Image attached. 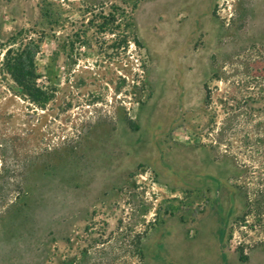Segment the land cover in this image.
Here are the masks:
<instances>
[{
    "label": "rangeland",
    "instance_id": "374dc122",
    "mask_svg": "<svg viewBox=\"0 0 264 264\" xmlns=\"http://www.w3.org/2000/svg\"><path fill=\"white\" fill-rule=\"evenodd\" d=\"M111 13L125 48L99 32ZM28 36L46 104L4 68ZM256 49L264 0H0V264H92L93 238L130 230L143 264H264L263 248L240 261L237 228L229 240L244 198L216 132L237 69L264 77Z\"/></svg>",
    "mask_w": 264,
    "mask_h": 264
},
{
    "label": "trees",
    "instance_id": "16d2710c",
    "mask_svg": "<svg viewBox=\"0 0 264 264\" xmlns=\"http://www.w3.org/2000/svg\"><path fill=\"white\" fill-rule=\"evenodd\" d=\"M128 17L133 31L132 18ZM120 27V17L118 14L111 13L108 16H102L98 29L101 34L110 33L119 36L116 40L121 47L125 48L130 42V36L124 34L121 39L118 33ZM132 37L134 42L140 45L138 38L135 35ZM13 45L7 46L4 52L6 73L28 99L38 104L48 103L52 100L53 94H48L39 87V75L35 64L40 41L34 36H28L18 46ZM256 58L264 59V51L256 49ZM251 59L253 57L250 50L237 53L233 56L231 66L245 68ZM236 74L235 79L229 80V83L234 86L237 93L231 98L225 97L224 118L216 132L218 142L226 147L223 157L232 161L239 169L234 178L238 182L235 187L243 195L245 211L233 222L229 240L233 239V230L237 228L241 240L235 249L240 261L244 262L248 260L247 250L264 249V77L250 74L249 71L241 73L238 69ZM218 77L219 73H214L213 78ZM204 90L205 104L210 106L213 91L208 83L204 84ZM127 120L131 131L139 130L137 123L129 118ZM212 123L216 124L213 120ZM118 236L122 237V240L116 247L110 246L115 237L110 239L100 233L97 238H93L88 248L84 250V254L88 255L91 249L95 256L100 257L92 264H111L118 260L119 251L126 257L124 264H143L142 241L146 233L130 230V232H118ZM73 264L81 263L73 262Z\"/></svg>",
    "mask_w": 264,
    "mask_h": 264
},
{
    "label": "crops",
    "instance_id": "0c3cea01",
    "mask_svg": "<svg viewBox=\"0 0 264 264\" xmlns=\"http://www.w3.org/2000/svg\"><path fill=\"white\" fill-rule=\"evenodd\" d=\"M208 153H209V155H208V156H205V157H208L206 160L210 159V157H209V156H210V154H211V153H210V152H208ZM209 161H210V160H209Z\"/></svg>",
    "mask_w": 264,
    "mask_h": 264
}]
</instances>
